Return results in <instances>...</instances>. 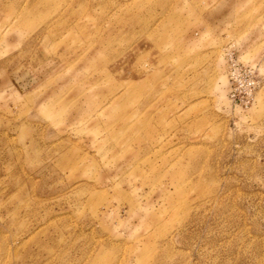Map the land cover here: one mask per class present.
I'll return each instance as SVG.
<instances>
[{"label": "rangeland", "instance_id": "1", "mask_svg": "<svg viewBox=\"0 0 264 264\" xmlns=\"http://www.w3.org/2000/svg\"><path fill=\"white\" fill-rule=\"evenodd\" d=\"M0 264H264V0H0Z\"/></svg>", "mask_w": 264, "mask_h": 264}, {"label": "built area", "instance_id": "2", "mask_svg": "<svg viewBox=\"0 0 264 264\" xmlns=\"http://www.w3.org/2000/svg\"><path fill=\"white\" fill-rule=\"evenodd\" d=\"M227 77L229 99L242 107L252 104L259 80L254 66L239 61L233 52L227 54Z\"/></svg>", "mask_w": 264, "mask_h": 264}]
</instances>
